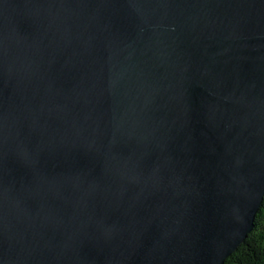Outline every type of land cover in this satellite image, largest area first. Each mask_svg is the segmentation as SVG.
<instances>
[{"label": "water", "instance_id": "1", "mask_svg": "<svg viewBox=\"0 0 264 264\" xmlns=\"http://www.w3.org/2000/svg\"><path fill=\"white\" fill-rule=\"evenodd\" d=\"M264 200V0H0V264H224Z\"/></svg>", "mask_w": 264, "mask_h": 264}, {"label": "trees", "instance_id": "2", "mask_svg": "<svg viewBox=\"0 0 264 264\" xmlns=\"http://www.w3.org/2000/svg\"><path fill=\"white\" fill-rule=\"evenodd\" d=\"M224 264H264V200L256 215L254 229Z\"/></svg>", "mask_w": 264, "mask_h": 264}]
</instances>
